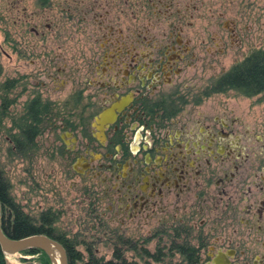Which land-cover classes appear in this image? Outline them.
I'll return each mask as SVG.
<instances>
[{"label":"flooded vegetation","instance_id":"af4514ba","mask_svg":"<svg viewBox=\"0 0 264 264\" xmlns=\"http://www.w3.org/2000/svg\"><path fill=\"white\" fill-rule=\"evenodd\" d=\"M170 30L146 41L105 25L84 55L89 75L61 100L41 93L45 76L53 90L66 86L50 67L25 73L38 89L28 102L45 104V152L75 178L90 219L153 221L170 237L173 264H264V91L250 96V120L244 102L211 101L231 90L207 89L219 75L191 80L192 45Z\"/></svg>","mask_w":264,"mask_h":264},{"label":"rangeland","instance_id":"374dc122","mask_svg":"<svg viewBox=\"0 0 264 264\" xmlns=\"http://www.w3.org/2000/svg\"><path fill=\"white\" fill-rule=\"evenodd\" d=\"M101 16H107L110 24L98 22ZM172 24L181 28L180 35L192 45L188 68L197 83L198 76L219 75L264 47V0H0V170L20 210L33 219L42 212L54 218V230L72 240L83 259L87 247L105 259L117 249L124 264H173L175 256L169 250L170 237L161 236L153 221L100 224V219H90V211L79 201L75 178L68 177L62 162L46 154L43 127L35 137V147L15 146L16 123L32 93L38 91L25 73L29 77L50 67L49 73L66 86L53 90L51 76H45L41 93L61 100L75 88L77 79L89 75L83 72L84 58L100 41L105 25L112 27L116 38L130 34V39L142 36L146 41H164ZM64 61L65 66L59 64ZM58 67L60 72L54 71ZM14 78L17 85L13 80L4 92L1 84ZM233 92L215 95L211 101L244 102L250 120L254 113L251 97ZM258 112L264 115L263 100ZM158 252L161 261L155 262L153 256ZM29 257L12 253L6 263L23 264L22 258Z\"/></svg>","mask_w":264,"mask_h":264},{"label":"trees","instance_id":"16d2710c","mask_svg":"<svg viewBox=\"0 0 264 264\" xmlns=\"http://www.w3.org/2000/svg\"><path fill=\"white\" fill-rule=\"evenodd\" d=\"M1 73V68H0ZM12 80H6L1 84V89L7 92L12 87ZM207 89L210 92L234 91L235 93L250 97L264 91V47L255 49L246 55L241 61L231 65L218 77L211 80ZM2 106H7L6 98L2 100ZM45 104L33 99L27 102L23 114L16 123L18 138H13L15 146H30L33 138L40 133L42 127L39 125L44 120L46 110ZM13 137V136H12ZM8 183L4 179L0 170V230L11 239H18L32 234H43L53 239L63 247L67 264H124L123 256L117 252L112 253V257L105 259L103 256H96L86 248V259L74 248V243L62 233L56 232L52 223L54 218L48 217L42 212L38 219H33L24 214L20 207L14 203L8 192ZM169 250H172L170 245ZM20 254L30 256L22 258L23 264H51L49 257L44 251L38 248H27L19 251ZM161 255L153 256L155 262L161 261ZM189 259L184 257L183 260ZM0 264L6 263V254L0 249Z\"/></svg>","mask_w":264,"mask_h":264},{"label":"water","instance_id":"95a60500","mask_svg":"<svg viewBox=\"0 0 264 264\" xmlns=\"http://www.w3.org/2000/svg\"><path fill=\"white\" fill-rule=\"evenodd\" d=\"M119 103H114L111 105V109L118 108ZM105 117V115H103ZM102 114L99 115V118L95 121H100ZM27 248H38L46 253L49 257V260L52 263V255L54 251L58 253L60 264H67L66 253L57 241L50 239L49 237L43 234H32L28 236H24L18 239H11L6 237L2 231L0 230V249L5 254L17 253L23 249ZM55 254V253H54Z\"/></svg>","mask_w":264,"mask_h":264},{"label":"bare ground","instance_id":"6f19581e","mask_svg":"<svg viewBox=\"0 0 264 264\" xmlns=\"http://www.w3.org/2000/svg\"><path fill=\"white\" fill-rule=\"evenodd\" d=\"M52 263L53 264H60L59 257L56 254H54V253L52 255Z\"/></svg>","mask_w":264,"mask_h":264},{"label":"crops","instance_id":"0c3cea01","mask_svg":"<svg viewBox=\"0 0 264 264\" xmlns=\"http://www.w3.org/2000/svg\"><path fill=\"white\" fill-rule=\"evenodd\" d=\"M9 255V254H6V256Z\"/></svg>","mask_w":264,"mask_h":264}]
</instances>
